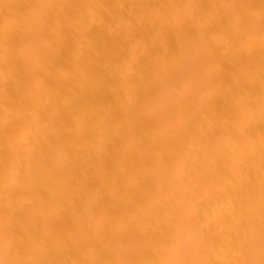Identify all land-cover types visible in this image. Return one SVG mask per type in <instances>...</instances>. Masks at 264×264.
<instances>
[{"label": "bare ground", "instance_id": "6f19581e", "mask_svg": "<svg viewBox=\"0 0 264 264\" xmlns=\"http://www.w3.org/2000/svg\"><path fill=\"white\" fill-rule=\"evenodd\" d=\"M0 264H264V0H0Z\"/></svg>", "mask_w": 264, "mask_h": 264}]
</instances>
